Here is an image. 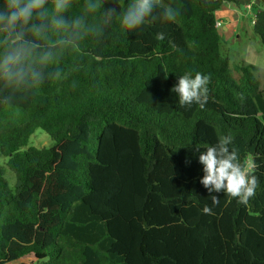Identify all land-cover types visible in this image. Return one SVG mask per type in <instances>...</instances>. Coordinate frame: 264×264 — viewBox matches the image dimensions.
<instances>
[{
  "label": "trees",
  "instance_id": "obj_1",
  "mask_svg": "<svg viewBox=\"0 0 264 264\" xmlns=\"http://www.w3.org/2000/svg\"><path fill=\"white\" fill-rule=\"evenodd\" d=\"M133 2L69 0L56 13L46 0L24 28L38 46L24 79L0 69V264H264V82L253 65L230 66L215 25L225 2L240 3L154 0L127 28ZM252 30L264 47V9ZM5 36L0 59L15 44ZM197 72L210 76L207 103L181 108L171 89ZM36 128L49 147H26ZM222 136L258 165L246 205L199 182L197 149Z\"/></svg>",
  "mask_w": 264,
  "mask_h": 264
},
{
  "label": "clouds",
  "instance_id": "obj_2",
  "mask_svg": "<svg viewBox=\"0 0 264 264\" xmlns=\"http://www.w3.org/2000/svg\"><path fill=\"white\" fill-rule=\"evenodd\" d=\"M46 0H7L6 10H0V30L6 33L4 43L9 39H14L15 44L8 46L0 59V69L8 77L23 80L26 71L24 66L25 58L38 46L29 40L24 39V28L32 20L34 14L43 17L44 12L40 11ZM69 0H54L56 13L65 11ZM97 4L89 3L87 9L94 11ZM154 0H134L124 13L122 23L127 28H136L145 22V19L152 13ZM114 11V10H113ZM171 18V10L168 13ZM57 26H63V19L54 18ZM76 25L81 23L80 19L74 22ZM32 28L39 33L41 27L35 25ZM158 38L163 39V33L158 34ZM49 54H45L47 58ZM210 76L199 72L185 73L178 77L176 84L171 91L178 98L181 108H190L197 104L201 109L204 108L208 100V84ZM233 139L231 136H222L214 145L208 146L204 151H200L198 162L202 165L203 176L200 183L207 189L208 193H223L228 198H235L240 204H247L255 196L259 181L254 172L258 165L254 160L248 159L243 162L240 158L238 149L230 148ZM186 164L188 161L186 160ZM213 206L219 204V197L210 195ZM204 214L211 215L212 208L208 205L202 209Z\"/></svg>",
  "mask_w": 264,
  "mask_h": 264
},
{
  "label": "rangeland",
  "instance_id": "obj_3",
  "mask_svg": "<svg viewBox=\"0 0 264 264\" xmlns=\"http://www.w3.org/2000/svg\"><path fill=\"white\" fill-rule=\"evenodd\" d=\"M247 1V0H245ZM246 4L247 2H249ZM242 4L229 3L232 9L237 11L238 21L234 23L233 32L230 22L225 16H221L224 24L218 27L221 34V53L227 56L230 66L236 64H250L255 67V73L259 81L264 82V47L260 44L258 37L253 33L252 21L258 10L264 9V2L249 0ZM229 26L225 30V26ZM53 143L48 133L36 128L29 137L26 147H49ZM6 157L0 156V165H5ZM6 167V166H5ZM10 185L15 183V177L11 170L5 168L4 174ZM37 264L32 255L24 256L10 264Z\"/></svg>",
  "mask_w": 264,
  "mask_h": 264
},
{
  "label": "crops",
  "instance_id": "obj_4",
  "mask_svg": "<svg viewBox=\"0 0 264 264\" xmlns=\"http://www.w3.org/2000/svg\"><path fill=\"white\" fill-rule=\"evenodd\" d=\"M238 1H239L240 4H242V3H245V2H247V1H249V0H247V1H245V0H238ZM229 3H230V2H225V3L223 4L222 8H220L219 10H217V12H216V17H217V20L221 22V26H222V25L224 24V22L221 20L220 17H221L222 15L225 16L226 19H228V21L230 22V26L232 27L233 32H234V31H236V30L234 29V23H235L236 21H238L237 11L234 10V9H232V7L229 6ZM248 3H250V1L247 2L246 4H248ZM224 29H225V30H228V29H229V26L226 25V26L224 27Z\"/></svg>",
  "mask_w": 264,
  "mask_h": 264
},
{
  "label": "built area",
  "instance_id": "obj_5",
  "mask_svg": "<svg viewBox=\"0 0 264 264\" xmlns=\"http://www.w3.org/2000/svg\"><path fill=\"white\" fill-rule=\"evenodd\" d=\"M215 25H216V27H220L221 26V22L217 20Z\"/></svg>",
  "mask_w": 264,
  "mask_h": 264
}]
</instances>
